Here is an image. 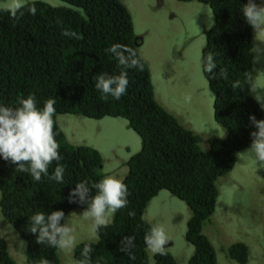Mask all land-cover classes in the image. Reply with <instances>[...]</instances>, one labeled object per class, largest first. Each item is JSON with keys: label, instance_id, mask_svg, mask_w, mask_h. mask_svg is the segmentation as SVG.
I'll return each mask as SVG.
<instances>
[{"label": "trees", "instance_id": "16d2710c", "mask_svg": "<svg viewBox=\"0 0 264 264\" xmlns=\"http://www.w3.org/2000/svg\"><path fill=\"white\" fill-rule=\"evenodd\" d=\"M62 1L71 7L36 0L27 3L35 6V15L29 14L27 7L15 21L0 13V103L18 107L19 97L30 94L35 96L37 107L54 100L53 132L61 155L40 181H34L29 172L18 171L10 159L0 158L2 213L27 243V264H61L59 248L36 242L38 233L30 232L31 216L63 210L64 224L74 208L88 209L98 191L94 185L106 177L101 153L93 147L72 144L58 124L60 114L94 119L123 117L143 141L141 151L128 160L129 170L122 180L128 189L127 206L115 213L107 227L98 230V241L76 246L74 258L79 263L85 260L82 250L88 244L92 249L89 264H149L144 237L153 227L144 213L150 201L166 189L185 201L193 213L186 234L195 247L189 263L217 264L214 245L204 233V225L216 211L220 193L217 182L233 169L238 154L251 146L250 132L255 127L249 116L264 119L251 91L256 87L254 30L241 12L247 0H198L208 4L215 16V24L206 31L203 58L212 54L216 67L204 73L215 96V119L228 133L226 139L210 137L208 151L201 147L202 136L157 101L149 64L138 51L139 39L128 7L121 0ZM65 30L81 38L64 35ZM115 43L136 53L133 59L138 61L137 67L120 65L115 54L107 51ZM139 65H143L142 70ZM122 71L128 74L126 93L119 100L110 95L101 99L94 86L96 76ZM61 165L65 169L63 180L50 179ZM82 181L88 188L83 201L79 193L71 195ZM164 252L155 255L156 264H178L170 252ZM230 258L248 263V245H232ZM0 264H16L4 239H0Z\"/></svg>", "mask_w": 264, "mask_h": 264}, {"label": "rangeland", "instance_id": "374dc122", "mask_svg": "<svg viewBox=\"0 0 264 264\" xmlns=\"http://www.w3.org/2000/svg\"><path fill=\"white\" fill-rule=\"evenodd\" d=\"M41 1L71 7L62 0ZM121 1L132 14L138 51L149 64L157 101L202 136L201 147L208 151L210 137L228 136L215 119V96L203 71L206 31L215 24L211 7L198 0ZM254 38L255 47L264 49V32H254ZM254 60L255 88L264 94V55ZM57 120L72 144L93 147L101 153L106 177L122 181L129 170L128 160L143 146L141 136L123 117L94 119L60 114ZM248 149L238 154L233 169L218 180L216 211L204 225V233L216 250L217 264H244L230 258V248L238 242L247 244L250 250L245 264H264V167L256 166L254 153ZM1 199L0 188V239L6 240L16 264H27V243L3 216ZM85 211L74 208L66 215L64 224L74 229L76 243L72 250L58 249L61 264H80L74 258L76 246L98 241V234L91 232L92 220L84 218ZM192 215L189 205L166 189L150 201L144 213L153 228L163 230L164 251L170 252L178 264H190L195 253L186 238ZM155 255L148 249L149 264H156Z\"/></svg>", "mask_w": 264, "mask_h": 264}, {"label": "clouds", "instance_id": "9594fccd", "mask_svg": "<svg viewBox=\"0 0 264 264\" xmlns=\"http://www.w3.org/2000/svg\"><path fill=\"white\" fill-rule=\"evenodd\" d=\"M28 8L31 15L36 14L35 6H28L27 0H0V13H7L9 18L16 20L22 15V10ZM241 12L246 23L257 32H264V0H247ZM64 35L78 34L65 30ZM107 51L115 54L120 65L126 68H135L138 61L133 59L136 53L129 47L120 43L112 44ZM256 57L259 60L264 55V49L256 46L254 48ZM128 53V56H125ZM131 61V62H129ZM143 69V65H139ZM216 67L212 54L203 58V71L211 73ZM223 70L221 75H223ZM215 78V77H213ZM129 84L126 71L118 75L99 74L95 78V89L101 94L100 98L107 100L109 95L114 100H119L127 91ZM257 103L264 110V94L257 92V88H251ZM55 101L49 99L42 107H37L34 95L27 97L20 96L18 107H10L0 103V158L10 161L16 165L18 171H26L31 174L34 181H40L41 175H48V166L52 161L61 160L58 152L59 145L55 140L53 132L55 114ZM249 121L255 127V131L250 132L252 143L248 149L249 153H254L253 161L256 166L264 167V119H257L255 115L249 116ZM224 135V134H223ZM223 135H220L223 138ZM27 162V167L25 163ZM64 166H57L50 179L58 182L63 180ZM98 190L97 194L91 198L89 207L84 213L85 219H91V232L97 234L101 227H107L115 213L128 203L127 186L120 180L105 177L94 185ZM88 188L82 181L71 190V195L79 193L81 201L85 200ZM132 215V213H129ZM65 213L63 210L53 211L47 216L43 212H36L31 216L30 232L36 235L37 243H45L53 248L62 251L72 250L76 239L73 235L74 229L68 224H62ZM133 239V238H128ZM145 245L154 254L164 255L163 245L165 236L163 230L153 228L150 234H145ZM91 246L85 244L82 255L85 257L80 264H89L88 253ZM47 264V261L44 262Z\"/></svg>", "mask_w": 264, "mask_h": 264}, {"label": "water", "instance_id": "95a60500", "mask_svg": "<svg viewBox=\"0 0 264 264\" xmlns=\"http://www.w3.org/2000/svg\"><path fill=\"white\" fill-rule=\"evenodd\" d=\"M71 201H72V199H71Z\"/></svg>", "mask_w": 264, "mask_h": 264}]
</instances>
